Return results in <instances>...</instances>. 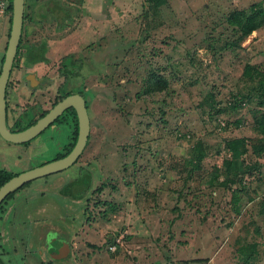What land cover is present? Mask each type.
Masks as SVG:
<instances>
[{
  "label": "rangeland",
  "instance_id": "374dc122",
  "mask_svg": "<svg viewBox=\"0 0 264 264\" xmlns=\"http://www.w3.org/2000/svg\"><path fill=\"white\" fill-rule=\"evenodd\" d=\"M60 1L78 12L49 56L52 62L72 56L85 68L81 75L92 73L81 87L94 90V153L66 171L34 180L4 209L15 217L14 204L18 216L26 207V215L43 218L34 232L75 234L73 264H264V185L259 180L264 179V155L251 151L245 157L248 164L260 165L261 174L254 170L247 177L241 206L232 202V188L209 182L223 162L226 140L264 137L258 127L264 99L238 102L239 96L252 95V85L242 79L245 65L264 70V25L250 44L252 35L237 47L231 44L239 30L228 22L236 9L249 10L264 0H167L159 14L147 0ZM0 28L5 33L1 70L8 16L0 18ZM26 44L32 43L25 39ZM50 66L33 68L51 85L42 88L45 98L36 107H49L59 88H67L60 65ZM19 72L16 68V76ZM152 75L167 80V89L145 94ZM22 96L11 99L14 117L31 107ZM216 105L231 108L217 113ZM45 135L33 142L45 145ZM200 139L208 156L195 172L193 148ZM56 142L45 152L30 151L0 135V169L18 175L50 162L64 144L62 135ZM79 166H87L90 176H79ZM71 180L82 184L69 190L73 196L60 194ZM252 244L256 252L246 263L238 249L244 246L249 253Z\"/></svg>",
  "mask_w": 264,
  "mask_h": 264
},
{
  "label": "flooded vegetation",
  "instance_id": "af4514ba",
  "mask_svg": "<svg viewBox=\"0 0 264 264\" xmlns=\"http://www.w3.org/2000/svg\"><path fill=\"white\" fill-rule=\"evenodd\" d=\"M51 1H55L53 3L54 5H51L48 2L38 3L37 0H33L32 3H30V0H25L23 34L7 91V122L9 128L12 131H22L36 124L38 120L47 115L50 110H52L59 102L63 101L68 96L73 94L82 95L85 99L86 107L88 110L90 130L86 147L77 161L72 165L74 167L79 164V161L85 155L88 154L89 156L90 154L94 153V115L93 106L91 104L92 100L90 99L94 98V90L89 88L88 90H84L81 87L83 78L88 75H92V73L81 75L83 70L82 69L78 72V75L75 73L71 76H69V74H65L64 67L65 64H67L66 58H70V56H67L66 58L61 57L59 62L51 61L52 58L51 56H49V53L51 51L53 42L62 41L60 39H62L64 26H66V23H75V13L78 12L74 7L69 8L68 6L63 5L62 1L60 0ZM53 23H56L55 27L53 26ZM34 28H40L39 30H41V32H37ZM41 35H44V39L43 36L41 37ZM37 37H41L38 43L37 40H35ZM25 39L31 41L32 44H26V46H23ZM34 53H40V57L34 58ZM71 58L72 61L76 62V60L72 56ZM78 61L80 62L81 60ZM84 62L85 60L83 61V63ZM56 63L60 65V73L66 77L65 83L67 81L71 83H67V88L65 89L59 88V91L56 92L53 96V102L49 107L45 105L42 106V104L40 105V107H36V105H38L37 101L45 98V96L41 94L43 92L42 88L48 89L51 87V85L49 84L50 80L48 76H40V74H38L33 68L38 67L39 64H46L49 66L51 64L50 67H52ZM16 68H20V72L17 76L15 73ZM31 74H34L36 76L37 83L35 84V86L31 84L30 80H28V77ZM15 77H17V87L13 88V93H11V86L13 85L14 79H16ZM71 85H75L76 87H71ZM21 92L24 94V96H22L23 99L26 98L31 107H25V113L23 114V116L20 112L18 117H14L10 108L12 107L11 99L14 98V102H17L18 95ZM33 102H35V104ZM79 130L80 126L77 111L74 107H70L66 109L64 113L43 132H41L32 140L24 143L23 145H25L27 149L31 148L30 151L35 149L36 151L43 150L45 152V146H56L58 144L56 140H58V138L62 135L64 144L61 147H58L55 151V154L52 155V161L58 160L66 157L74 149L78 142ZM42 135H45V145L44 143L33 142V140L41 137ZM44 164H46V162L41 165ZM77 171L79 173V176L82 175V173H92L87 166H79L77 168ZM73 181L74 180L67 182L59 191V193L65 196H72L71 193L66 194L63 189ZM32 182L13 192L0 205V261L2 262V264H73L69 260L70 258H74L75 252L78 253V242L77 240H75L77 238L75 234H72L70 232V235L63 237L61 233L50 236L46 233V231H41V229L40 233L34 232V226H40L43 218L41 219L40 217H33L30 215V213V216L26 215V212L28 210L26 207L23 208V215L18 217H13L12 212H10L9 209L8 211L4 209L5 206L10 207L9 202L16 196V194L24 190ZM11 207L12 209H15L14 204H11ZM58 256L59 258H53Z\"/></svg>",
  "mask_w": 264,
  "mask_h": 264
},
{
  "label": "trees",
  "instance_id": "16d2710c",
  "mask_svg": "<svg viewBox=\"0 0 264 264\" xmlns=\"http://www.w3.org/2000/svg\"><path fill=\"white\" fill-rule=\"evenodd\" d=\"M9 6L7 10L8 19H9V35L12 27V19H13V0H8ZM150 4V8L157 14L161 8L167 4V0H147ZM228 22L231 26L235 27L239 30V37L233 41L231 45L234 46H242V44L257 30L263 27L264 25V5H253L249 10H238L236 9L232 12L228 17ZM8 45V44H7ZM7 49V46H6ZM34 58L40 57V53H34ZM5 56L2 59V65L4 63ZM67 64L64 67V73L70 75L77 74L78 72L84 68L81 63L72 61V58H66ZM35 63V62H34ZM33 63V64H34ZM17 64V63H16ZM71 67V68H70ZM78 67V71H76ZM2 72V68L0 70V74ZM242 79L246 81L247 84L251 86V94L239 96L238 102L241 105H245L246 100L251 99L253 96H258L261 99H264V70H262L259 66L247 63L245 65ZM71 83L69 81L66 82ZM167 80L158 77L156 75H152L149 79V84L145 90V94H153L157 92H162L167 89ZM252 96V97H251ZM218 109V105H216ZM231 108V107H230ZM230 108H219L216 112L223 113L225 110H229ZM237 109V107H233ZM260 129L264 133V113L262 115V120L259 123ZM22 129V128H21ZM253 152L258 158H261L264 155V137L259 140H251L247 137H239V138H231L226 140L225 142V157L220 166H216L214 168L213 174L209 179L211 184H217L220 187L224 188H232V202L235 203V206H241V197L242 194H246V179L247 177L254 174V170H258L261 174V169L259 164L250 165L246 162V156L249 155L250 152ZM208 152L205 147V143L203 140H198L196 145L193 148V157L192 164L194 165L193 170L198 172L202 170V163L207 158ZM17 174H14L6 169H0V188L9 181L12 177ZM83 176H90V174H85ZM259 180L263 181L262 185H264V179L262 176L259 177ZM77 184H82L79 180H74L63 190L66 194H70L69 190L73 187H76ZM105 184L97 188L98 192L103 190ZM235 186V187H234ZM84 187V185H83ZM72 196L74 195L71 193ZM241 252L243 258H245L246 263L249 262L253 256L249 254H253L256 252V244L250 245V251L247 253V249L244 246H240L238 249Z\"/></svg>",
  "mask_w": 264,
  "mask_h": 264
},
{
  "label": "water",
  "instance_id": "95a60500",
  "mask_svg": "<svg viewBox=\"0 0 264 264\" xmlns=\"http://www.w3.org/2000/svg\"><path fill=\"white\" fill-rule=\"evenodd\" d=\"M24 15H25V0H13V19L10 37L5 53V59L2 66V72L0 74V135L8 142L15 144H24L49 127L56 119H58L66 109L74 107L77 111L79 118V138L74 149L64 158L51 161L44 165L35 167L18 175L12 177L0 188V205L3 201L16 190L20 189L24 185L52 175L59 173L71 167L86 147L88 134L90 130V121L88 110L86 107L85 99L80 94H73L59 102L50 112L43 118L38 120L33 126L24 129L22 131H12L7 122V91L10 82V77L14 67V63L18 54L22 34L24 27ZM31 84L35 86L37 83L36 76L31 74L28 77ZM39 82V81H38ZM53 258H59L53 257ZM0 264L2 262L0 261Z\"/></svg>",
  "mask_w": 264,
  "mask_h": 264
},
{
  "label": "built area",
  "instance_id": "2783aa9c",
  "mask_svg": "<svg viewBox=\"0 0 264 264\" xmlns=\"http://www.w3.org/2000/svg\"><path fill=\"white\" fill-rule=\"evenodd\" d=\"M9 6L8 0H0V18L7 17V10Z\"/></svg>",
  "mask_w": 264,
  "mask_h": 264
},
{
  "label": "crops",
  "instance_id": "0c3cea01",
  "mask_svg": "<svg viewBox=\"0 0 264 264\" xmlns=\"http://www.w3.org/2000/svg\"><path fill=\"white\" fill-rule=\"evenodd\" d=\"M4 28H5V27H4ZM2 32H3V33H2ZM2 32H1V28H0V46H1L2 41H3L2 39H3V37L5 36V35H4V34H5L4 31H2ZM259 32H260V31H258V30L255 31L254 33H256V34H254V33H253L254 35L252 34V36L250 37V38H251V39H250V42H248L246 45L250 44L251 41H253V40L256 38V35H258ZM16 211H17V213H18V215H19L20 210L15 208V212H16ZM18 215H15V217H18ZM53 216H54V215H53Z\"/></svg>",
  "mask_w": 264,
  "mask_h": 264
}]
</instances>
